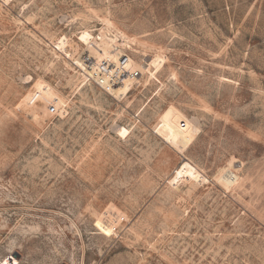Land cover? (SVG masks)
I'll return each mask as SVG.
<instances>
[{
  "label": "rangeland",
  "instance_id": "rangeland-1",
  "mask_svg": "<svg viewBox=\"0 0 264 264\" xmlns=\"http://www.w3.org/2000/svg\"><path fill=\"white\" fill-rule=\"evenodd\" d=\"M104 23L161 58L121 99ZM0 264H264V0H0Z\"/></svg>",
  "mask_w": 264,
  "mask_h": 264
},
{
  "label": "bare ground",
  "instance_id": "bare-ground-1",
  "mask_svg": "<svg viewBox=\"0 0 264 264\" xmlns=\"http://www.w3.org/2000/svg\"><path fill=\"white\" fill-rule=\"evenodd\" d=\"M102 31L104 32L105 36L102 33L93 35L85 29L79 33L78 39L84 44L92 42L94 44V48L93 50L91 49L90 52H93L94 54L107 55L113 52L120 53L121 50L118 46L121 44H115L114 42H112L113 37L116 36L115 31L112 30V28L106 23L103 24ZM66 42L67 38L65 36H62L56 43V47L62 51L64 49V45H66ZM130 60H132V63L140 71V73L147 72L148 75H152V71H156L161 64V58L159 56H153L150 60L143 61L141 63H138L133 60L131 56ZM77 64H79V60H77ZM134 83V80L126 79L125 81H123L122 84L118 85L117 87L109 89V93L111 95H114V97H116L117 99H121L126 94H128V92L132 89ZM46 92L47 86L44 83H36L34 90L26 99L27 104L33 103L36 99H38L40 96H43ZM199 177L200 174L197 172V170L189 162L183 160L178 166V168L175 169L173 175L168 179V183L173 184L181 178L189 179Z\"/></svg>",
  "mask_w": 264,
  "mask_h": 264
},
{
  "label": "built area",
  "instance_id": "built-area-1",
  "mask_svg": "<svg viewBox=\"0 0 264 264\" xmlns=\"http://www.w3.org/2000/svg\"><path fill=\"white\" fill-rule=\"evenodd\" d=\"M130 56L129 51L113 52L107 55L86 51L78 57L79 64H73L77 66L80 83L94 86L98 90L110 94L109 89L117 87L126 79L136 80L141 75L130 60ZM47 111L55 114L57 106L51 104Z\"/></svg>",
  "mask_w": 264,
  "mask_h": 264
}]
</instances>
